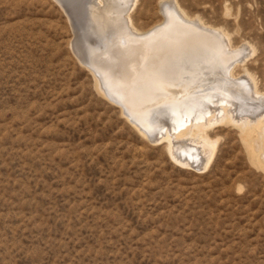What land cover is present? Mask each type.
<instances>
[{
    "label": "rangeland",
    "instance_id": "1",
    "mask_svg": "<svg viewBox=\"0 0 264 264\" xmlns=\"http://www.w3.org/2000/svg\"><path fill=\"white\" fill-rule=\"evenodd\" d=\"M166 3L246 49L234 80L249 77L264 93V0H131V30L167 24ZM89 6L0 0V264H264V165L241 124L230 117L207 128L216 148L202 171L177 160L190 158V145L205 155L202 138L179 136L186 153L174 155L168 140L151 142L107 94L149 87L148 55L127 56L138 42L118 28L97 46L105 34L92 29ZM216 68L212 92L225 78ZM140 95V112L155 107ZM219 99L204 117L219 116Z\"/></svg>",
    "mask_w": 264,
    "mask_h": 264
},
{
    "label": "bare ground",
    "instance_id": "2",
    "mask_svg": "<svg viewBox=\"0 0 264 264\" xmlns=\"http://www.w3.org/2000/svg\"><path fill=\"white\" fill-rule=\"evenodd\" d=\"M130 1L90 0L89 14L98 19L97 23L94 21L92 29L105 34L103 37L97 36L98 41L94 40V43L97 46H103L101 41L107 43V39L112 37L116 28L119 29L120 35L128 37L130 40H137L138 44L128 48L126 54L131 56L133 61L138 60L142 54L148 55L145 67L151 72L150 86L135 88L132 85L134 88L129 89L128 95L109 93L101 72L96 69L90 59H85L84 55V62L98 76L102 83V89L107 91L109 97L122 105L126 116L144 135L150 139L157 135L155 141L168 140L172 154L175 150L186 153L184 147L179 144L182 143L179 136L193 134L194 138H202V141H199L205 155L199 157L194 146H187L192 150L189 154L190 158L177 159L183 164L189 165V159L194 161L203 159L200 168L206 169L216 148L215 142L204 138L207 128L220 121H230L232 118L236 123L241 124L243 138L249 142L253 161L258 165H264V93L257 90L256 84L251 78L244 77L247 84H250V88H248L242 83L244 78L234 80L233 77L236 65L243 64L249 56L244 54L246 49L244 51L232 49L224 32L200 26L196 22H189L180 16L169 3L164 4L163 8L165 9L164 13L167 14L168 27L167 24H165L166 26H157L150 33L139 36L131 30L128 24ZM67 11L69 15L73 14L72 9H67ZM173 12L179 16L178 21H173ZM78 19L77 16L72 17L74 23ZM77 44L79 43L77 42ZM148 44L150 46L146 49L150 50L145 51L141 48L142 45ZM132 50L136 56L130 52ZM78 51L75 47L77 56L79 55ZM219 65L224 69L225 78L220 81L218 78L215 80L216 87L213 90H216L212 92V88L205 85L212 81L211 75H214L216 67ZM237 81L242 82L237 85ZM199 82L200 84H198ZM125 87L128 88V86ZM240 91L244 94L240 95ZM249 92L253 97L250 95L247 97ZM140 94L153 99L152 103L154 101L155 107L149 111L140 112L141 107L138 102V98L142 97ZM114 95L118 96L119 100ZM214 95H218L222 99L221 101L219 99L222 105L220 114L216 116L211 113V116L204 117L203 114L207 111L204 105ZM193 106L197 107L192 109ZM209 111L212 112L210 109ZM166 117H168V121ZM187 117L198 120L189 122L188 119L186 121ZM216 117H218L217 120Z\"/></svg>",
    "mask_w": 264,
    "mask_h": 264
},
{
    "label": "water",
    "instance_id": "3",
    "mask_svg": "<svg viewBox=\"0 0 264 264\" xmlns=\"http://www.w3.org/2000/svg\"><path fill=\"white\" fill-rule=\"evenodd\" d=\"M87 57V56H86ZM83 60H84V53H83ZM83 62V64L85 65V62L84 61H82ZM109 100H111L112 102L114 101L113 99H111V98H109ZM116 104H118L116 101H114ZM155 136H157V135H155ZM155 136H152L151 137V142H155V140H156V138H155ZM201 163H203V159H200L199 161H194V160H191V159H189V165H186V166H191V167H193L194 169H196L197 171H202V170H204L203 168H200V167H202V164ZM185 165V164H184Z\"/></svg>",
    "mask_w": 264,
    "mask_h": 264
}]
</instances>
